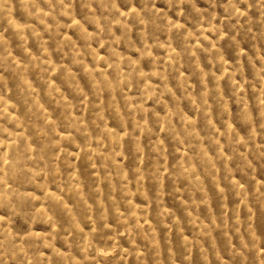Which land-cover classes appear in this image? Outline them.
<instances>
[{
    "label": "rangeland",
    "instance_id": "rangeland-1",
    "mask_svg": "<svg viewBox=\"0 0 264 264\" xmlns=\"http://www.w3.org/2000/svg\"><path fill=\"white\" fill-rule=\"evenodd\" d=\"M0 264H264V0H0Z\"/></svg>",
    "mask_w": 264,
    "mask_h": 264
}]
</instances>
